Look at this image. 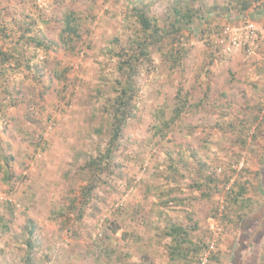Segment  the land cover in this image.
I'll list each match as a JSON object with an SVG mask.
<instances>
[{
    "label": "rangeland",
    "instance_id": "rangeland-1",
    "mask_svg": "<svg viewBox=\"0 0 264 264\" xmlns=\"http://www.w3.org/2000/svg\"><path fill=\"white\" fill-rule=\"evenodd\" d=\"M243 1L0 0V264H25L31 235L35 264H172V223L204 248L174 264H264V0ZM178 3L206 5V31L178 32L188 50L176 64L156 45L141 57L118 166L90 197L85 164L108 146L104 106L129 74L112 51L145 35L138 7L172 30ZM71 11L80 36L68 47ZM178 94L188 102L163 136L158 109L170 117Z\"/></svg>",
    "mask_w": 264,
    "mask_h": 264
},
{
    "label": "trees",
    "instance_id": "trees-1",
    "mask_svg": "<svg viewBox=\"0 0 264 264\" xmlns=\"http://www.w3.org/2000/svg\"><path fill=\"white\" fill-rule=\"evenodd\" d=\"M253 1V2H252ZM260 0H244L241 5V10H246L254 2H259ZM181 2V1H180ZM182 3V2H181ZM178 3L173 10L174 20L172 21V30L170 28L161 26V20L157 16H151L148 14V11L145 7H138L136 12L139 17V21L142 24V30L145 35H142L133 40V45L130 49L123 48L120 51H112V54L119 55L120 58V69L125 72H129L126 79L124 76L122 78H117L114 85V94L108 98V103L105 105V111L108 114L109 126H110V138L108 141V146L106 150L99 148V153L97 155H90L87 158L88 171L90 177L88 180L92 183H89L87 187V192L89 196L94 189V186L97 185L99 181H102V174L106 171H110L116 166V161L114 160L113 151H115V146L119 144L120 138L122 137L124 128L128 125L129 120L136 115L138 110L136 95L139 93V88L136 86L135 80L132 79L133 74L139 68V64L143 62L142 56H146L148 59L151 57V46L156 45L162 50L163 56H166L167 59L172 60L173 64L178 63L186 55L187 48L184 47V37L179 36L177 38L178 32H183L184 29H191V32L204 33L206 30L203 26V23L208 22L207 15L205 16V6L201 5H182ZM261 6V5H260ZM79 18L74 11H71L67 14L65 18V25L63 30L60 33V39L62 43L68 45V47L74 43V40L77 39L79 35ZM196 21L199 22V25H195ZM39 46H44L43 40L38 38H32ZM50 46V45H49ZM187 49V50H186ZM20 53V51L18 52ZM4 60L8 58L6 54L4 55ZM123 71V72H124ZM124 72V73H125ZM127 72V73H128ZM60 74V73H59ZM179 103L176 105L173 114L170 117H167L166 110L161 107L157 112V132H161L165 136L169 130L178 122L182 116L188 99L180 98L178 94ZM259 109H262L260 107ZM244 130L247 135L250 133L251 129L247 125L244 126ZM256 138V135L253 136ZM247 140L246 138L244 139ZM82 170L86 169L85 166L81 167ZM93 185V186H92ZM232 192H235L234 199L232 203H238L242 200V208H247L251 204V199L247 198V203L244 201L247 189L245 185H241L238 191L232 189ZM92 197V196H90ZM78 199H72V202H76ZM246 203V204H245ZM245 204V205H244ZM86 203L80 205V216L83 217L82 210L85 208ZM9 210L12 212L11 206L9 205ZM61 215L65 216L66 220H71L67 214L61 212ZM1 220V218H0ZM34 225L30 224L29 231L33 234ZM102 233V232H100ZM99 233V234H100ZM166 236L170 237V245H168V254L171 261L177 263L182 260H190L194 256H198L201 251L204 249L201 245L194 243L191 240V235L186 227L183 225L170 224L168 225L166 231ZM104 233L99 235L96 239H103ZM29 252L25 258V264H35L33 253V248L35 247V241L32 240V235L28 238ZM100 247L98 250V256H100L102 251V245L100 243H95L93 247ZM207 247V246H205ZM32 252V253H31ZM97 256V257H98Z\"/></svg>",
    "mask_w": 264,
    "mask_h": 264
},
{
    "label": "built area",
    "instance_id": "built-area-1",
    "mask_svg": "<svg viewBox=\"0 0 264 264\" xmlns=\"http://www.w3.org/2000/svg\"><path fill=\"white\" fill-rule=\"evenodd\" d=\"M253 28V29H250V30H255V27H254V24L253 23H251L250 25H249V28ZM114 207H115V209H119V208H121V203L120 202H118V203H116L115 205H114ZM100 235H102V233H100ZM204 263H205V261H204Z\"/></svg>",
    "mask_w": 264,
    "mask_h": 264
},
{
    "label": "crops",
    "instance_id": "crops-1",
    "mask_svg": "<svg viewBox=\"0 0 264 264\" xmlns=\"http://www.w3.org/2000/svg\"><path fill=\"white\" fill-rule=\"evenodd\" d=\"M238 204V203H237ZM194 242V241H193ZM195 243V242H194ZM196 244H198V245H203L202 243H200V242H198V243H196ZM239 257L237 256V259H238ZM241 260V259H240ZM238 261V260H237ZM243 261H245V260H243ZM236 263V262H235Z\"/></svg>",
    "mask_w": 264,
    "mask_h": 264
}]
</instances>
